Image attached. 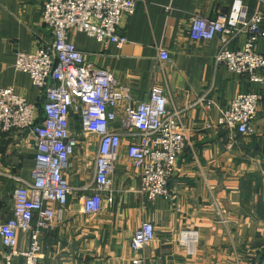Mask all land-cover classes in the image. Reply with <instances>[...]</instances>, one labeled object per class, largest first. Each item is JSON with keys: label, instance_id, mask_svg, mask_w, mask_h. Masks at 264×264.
<instances>
[{"label": "crops", "instance_id": "crops-1", "mask_svg": "<svg viewBox=\"0 0 264 264\" xmlns=\"http://www.w3.org/2000/svg\"><path fill=\"white\" fill-rule=\"evenodd\" d=\"M45 1L0 0V87L25 97L39 117L44 93L14 62L19 51L52 45V31L42 20ZM255 11L262 14L264 31V0H135V11L124 15L119 27L127 39L121 46L77 30L68 33L87 63L128 87L132 102L146 99L153 86L162 87L167 109L176 113L188 139L168 180V198L149 201L138 191V172L126 155L134 139L124 131L111 190L102 193L97 213H86L83 201L90 192L83 187L94 173L98 138L83 134L72 114L77 145L64 170L71 191L58 218L41 233V264H134L130 239L142 221H150L155 233L139 252L144 264H264V80L252 83L217 64L218 35L195 41L188 34L195 15H223L240 28ZM246 38L240 32L228 48L238 49ZM161 49L168 60L159 59ZM255 50L264 55V36ZM252 91L261 99L249 134L218 124L233 97ZM123 106L117 105L112 128L121 129ZM34 154L29 131L0 133V222L12 215L19 181L31 179ZM17 239L18 249L28 247L26 232L18 231ZM3 255L0 244V261ZM21 262L15 257L12 264Z\"/></svg>", "mask_w": 264, "mask_h": 264}, {"label": "built area", "instance_id": "built-area-1", "mask_svg": "<svg viewBox=\"0 0 264 264\" xmlns=\"http://www.w3.org/2000/svg\"><path fill=\"white\" fill-rule=\"evenodd\" d=\"M134 11L135 0H47L42 20L52 31V45L34 52H17L15 69L27 73L46 100L39 117L35 105L25 97L0 87V133L27 130L34 137L35 147L31 179L19 181L12 194V215L0 222V244L4 248L0 264H12L15 257H22L21 264H41V233L58 218L71 191L64 170L77 145V135L71 133L69 125L72 114L78 115L83 134L98 138L94 173L83 187L90 192L84 197V212L97 213L102 206V193L111 190L124 131L134 139L127 144L126 155L138 172L139 193L149 201L168 198V180L188 138L176 113L167 109L164 89L153 86L146 99L132 102L128 87L119 85L109 71L92 67L86 62L85 53L68 39V33L77 30L99 42L121 46L127 42L119 32L122 18ZM262 18L255 11L237 28L227 23L223 15H195L188 34L195 41L218 35L215 62L259 83L264 80V55L256 52L255 44L264 36ZM240 32L247 33L246 40L238 49L230 50L229 42ZM159 59H169L166 49L159 51ZM260 99L255 91L236 95L221 110L218 124L242 135L249 134ZM120 102L124 106L119 130L111 124L117 119ZM53 204L58 205L57 209ZM18 231L28 234L26 249L17 248ZM154 238L153 224L142 221L130 239V248L136 254L134 264L145 263L139 252Z\"/></svg>", "mask_w": 264, "mask_h": 264}]
</instances>
